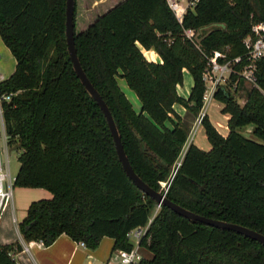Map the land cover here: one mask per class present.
I'll return each mask as SVG.
<instances>
[{
    "label": "trees",
    "instance_id": "trees-1",
    "mask_svg": "<svg viewBox=\"0 0 264 264\" xmlns=\"http://www.w3.org/2000/svg\"><path fill=\"white\" fill-rule=\"evenodd\" d=\"M67 0H0V36L17 60L0 83L18 92L4 104L10 144H19L16 186L45 188L53 196L32 201L18 228L26 242L51 245L61 234L96 248L105 236L113 251L131 249L127 233L144 226L156 201L127 175L108 121L71 61L66 37ZM75 44L87 76L108 104L135 172L152 188L168 181L190 135V118L203 107L207 55L220 50L247 64L244 39L264 21V0H198L182 21L169 0H122L85 30ZM201 31L199 42L185 34ZM143 49L162 62L149 61ZM193 75L188 98L177 86ZM240 105L227 86L215 94L229 113L223 136L208 115L202 120L212 147L190 143L167 197L209 218L264 234V60ZM125 78L141 101L134 109L119 85ZM242 80L233 73L230 81ZM180 103L187 114L180 116ZM173 115L176 119L173 118ZM253 125L252 136L241 129ZM143 264H264V244L232 230L162 206L141 241ZM20 241L0 245V264H18Z\"/></svg>",
    "mask_w": 264,
    "mask_h": 264
},
{
    "label": "built area",
    "instance_id": "built-area-1",
    "mask_svg": "<svg viewBox=\"0 0 264 264\" xmlns=\"http://www.w3.org/2000/svg\"><path fill=\"white\" fill-rule=\"evenodd\" d=\"M198 0H186V5L181 7V5L177 1L169 0V3L172 9L175 11L179 20L182 21L183 15L187 11L188 8L193 7ZM199 31L196 29H187L185 34L188 38L193 40L194 42H198L197 34ZM244 42L248 48V62L245 64L244 68L241 71L235 70V65L241 61L240 57L235 59H228L227 55L220 51L215 50L210 55H207V63L205 70L203 72V81L205 84V92L203 95V107L199 116L197 117L198 126L202 125V120L205 116H207V111L213 102L216 100L215 94L220 88V86L225 85L227 80H230L231 75L236 73L239 75V78H243L249 80L253 83L256 82V69L257 63L260 60H264V21L254 23L252 26V34L248 35ZM7 78L0 68V83L5 81ZM237 83L240 82L238 79ZM18 92H10L3 93L0 90V127L3 131L4 135V146L6 150V154L8 156V148L11 146L10 144V136L7 132L6 121L4 117V104L7 102H11L13 96ZM196 131V130H195ZM189 135L188 142L191 143L190 138L194 137V133ZM187 143L184 148H188L189 144ZM186 152V151H185ZM184 156V155H183ZM183 160V157H182ZM181 161L177 162L173 173L168 181L162 182L161 192L167 195L171 182L176 174L178 167L181 165ZM16 183V176H12L10 170V162L9 158L7 160V169L4 170L2 157H1V146H0V220L3 217L5 211L9 207H13L14 205V186ZM157 204V203H156ZM162 207L161 204H157L156 212L153 213L148 223L144 226L136 227L130 230L127 233L128 240L133 244L131 249H116L113 251V254L108 262V264H143V261L147 257L145 255V248L141 246V241L143 237L146 235L154 217ZM16 222V217L14 218ZM79 245L82 247H87L84 241H79Z\"/></svg>",
    "mask_w": 264,
    "mask_h": 264
},
{
    "label": "crops",
    "instance_id": "crops-1",
    "mask_svg": "<svg viewBox=\"0 0 264 264\" xmlns=\"http://www.w3.org/2000/svg\"><path fill=\"white\" fill-rule=\"evenodd\" d=\"M101 1H105V5H110V8H112L122 0H101ZM173 1H177L181 5V7H184L187 4L186 0H173ZM143 52L149 61L162 62L161 57L155 50L143 49ZM16 65H17V60L15 56L12 54L11 50L5 45V43L3 42L0 36L1 71L7 72L8 77H10L16 69ZM185 70L187 71V69ZM179 94L183 97H187L184 96L181 92H179ZM217 102L219 101L215 100L213 102V104L208 109L207 114L209 115L210 119L214 121V126L217 128V130L223 136H227L230 131L228 126V121L231 115L229 113L221 112L222 115L220 117L221 119H213L212 117L213 115H211V111L213 114L215 113L216 115H219L220 113L219 110L220 108H217L218 107ZM245 102L246 99L242 103V105H244ZM141 107L142 105L140 102L139 110H141ZM174 109L180 116L183 117L187 112L186 108L183 109V112H178L176 110L177 109L176 104L174 105ZM173 118L176 119L174 115ZM199 126L201 127V131L203 132V139L201 140V143H198L194 140L193 143H195L197 146H199L204 150H210L212 145L207 138L205 129L203 125H199ZM245 127L251 128V131L253 130V125H251V127L249 125ZM247 137H252V136L248 135ZM34 189H39L38 191H41V193L39 194L40 196L38 197V199L35 200L49 199L53 196V194L45 188H34ZM24 190L30 191L28 190V187ZM27 209L22 215L21 219H18L15 213V207L13 205V207L11 206L6 210L10 214L9 217L7 218L5 217L7 213L5 211L3 217L0 220V245L17 242V241H20L23 244V250L18 251L14 254V257L17 260L18 264H108L113 254V247H114V239L108 236L103 237L96 248H90L88 246L82 247L79 245V241L74 240L72 237H70L65 233L61 234L49 246H46L42 242L35 240L26 242L19 232L18 224L20 221H22L25 218L27 214ZM15 217H16V222L14 221Z\"/></svg>",
    "mask_w": 264,
    "mask_h": 264
},
{
    "label": "rangeland",
    "instance_id": "rangeland-1",
    "mask_svg": "<svg viewBox=\"0 0 264 264\" xmlns=\"http://www.w3.org/2000/svg\"><path fill=\"white\" fill-rule=\"evenodd\" d=\"M110 8V5H105V1H101V0H77V13H76V31H82L85 30L89 27V25H91L99 16L103 15L105 12H107ZM202 32L199 31L197 34V38H198V42L200 41L201 37H202ZM5 77H8V73L7 72H3ZM119 85L121 87V89L123 90V92L126 94V96L128 97V99L131 101L133 107L135 110H139L140 109V99L138 97V95L136 94V92L134 90H132L126 79L125 78H119ZM194 82V78L193 75L190 73V71H186L184 70V74H183V82L181 84H179L177 86V89L179 92H181L184 96H187L185 98H188L191 92V88ZM225 86H227L228 89L231 90V92L234 94V97L236 98V100L238 101V103L240 105H242V103L245 101L246 97H247V93L248 91L254 86V83L246 80V79H242L240 82H231L230 80H227L225 83ZM218 107L220 108V113L219 115H216L215 113L213 114L211 111V115H213V119H221L220 117L222 108H224V104L222 102H217ZM176 110L178 112H183V109L185 108L184 105L180 104V103H176ZM140 111V110H139ZM187 114V112H186ZM185 114V115H186ZM209 117V115H208ZM210 119V117H209ZM210 121L212 122V124L214 125V121H212L210 119ZM251 127V125H249ZM254 127V126H253ZM190 134L193 133V131H195L194 133V137L193 140L201 143V140L203 139V132L201 131V127L198 126L197 123V118L195 117H191L190 118ZM224 128V126H223ZM242 133L245 135H250L252 136V131L251 128L249 127H244L241 129ZM254 138V136H252ZM192 138H190L191 143L193 142ZM190 143V142H187ZM188 145V144H187ZM0 146H1V157H2V163H3V168L4 170L7 169V160L9 158V162H10V170H11V174L12 176H17L18 171L20 169V160H19V154H20V148H19V144H13L8 148V156L6 154V150H5V146H4V135H3V131L0 127ZM186 148L183 149L180 157H179V161L182 160V157H184L183 155L185 154ZM178 161V162H179ZM27 187H19V186H14V207H15V213L17 215L18 219H21L22 215L24 214V212L26 211L29 203L35 199H38V197L40 196L39 194L41 193V191H38L39 189H34L31 187H28V190L30 191H25L24 189H26ZM7 212V211H6ZM156 212V208L154 210V213ZM9 213L7 212L5 217H9ZM4 217V218H5ZM11 220V218H10ZM12 222V221H11ZM13 224V223H12ZM145 255L147 254L146 251ZM149 255V254H147Z\"/></svg>",
    "mask_w": 264,
    "mask_h": 264
},
{
    "label": "water",
    "instance_id": "water-1",
    "mask_svg": "<svg viewBox=\"0 0 264 264\" xmlns=\"http://www.w3.org/2000/svg\"><path fill=\"white\" fill-rule=\"evenodd\" d=\"M75 7H76V0H67V7H66V37H67V44L68 49L71 57V61L73 63L74 69L80 78L81 82L87 89V91L90 93V95L97 101L98 105L102 109L112 136L114 138V142L116 145V150L119 156V159L123 165L124 170L126 171L129 178L141 189L143 190L147 195L151 196L157 204H161L162 206H167L170 209L174 210L177 214L188 218L193 221H198L210 226H214L221 229H227L232 230L237 233L243 234L249 238H252L254 240H257L264 244V234L251 229L249 227L239 225L232 222H227L224 220H218L206 217L204 215L197 214L173 201H171L166 194L159 190H155L151 186H149L133 169L128 155L125 151L122 138L118 129V126L116 124V121L114 119V116L108 106V104L105 102L99 91L94 87L93 83L87 76L86 72L84 71L78 53L77 48L75 44Z\"/></svg>",
    "mask_w": 264,
    "mask_h": 264
}]
</instances>
